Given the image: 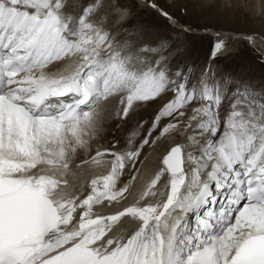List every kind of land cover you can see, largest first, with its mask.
Segmentation results:
<instances>
[{
    "label": "snow or ice",
    "instance_id": "1",
    "mask_svg": "<svg viewBox=\"0 0 264 264\" xmlns=\"http://www.w3.org/2000/svg\"><path fill=\"white\" fill-rule=\"evenodd\" d=\"M66 8L0 0V264H264V88L171 62L167 36L117 41L90 17L127 15L119 4ZM109 104L125 124L151 108L135 125L145 134L93 151ZM167 140L134 194L122 177L135 180L145 147ZM101 165L87 184L65 178Z\"/></svg>",
    "mask_w": 264,
    "mask_h": 264
},
{
    "label": "rangeland",
    "instance_id": "2",
    "mask_svg": "<svg viewBox=\"0 0 264 264\" xmlns=\"http://www.w3.org/2000/svg\"><path fill=\"white\" fill-rule=\"evenodd\" d=\"M93 0H67L66 12L79 16L84 7ZM152 1L153 0H149ZM104 4L115 3L121 8L127 9L126 22L112 31L117 41L151 42V46L157 47V41L161 36L169 37L167 47L163 55L168 56L171 62H179L181 66H190L198 71L204 66L211 65L216 73L231 74L237 81L247 82L257 90L264 88V51L257 50L252 44L244 39L236 37L235 34L255 35L257 39L264 42V0H154L162 9L175 18L178 26L171 24L156 10L147 6L139 0H102ZM142 3V4H141ZM104 11L100 9V13ZM101 21L108 27L112 22L107 21L99 13ZM113 17V15H110ZM93 17V16H92ZM106 20V21H104ZM181 25V27H179ZM183 27L185 28H182ZM187 26V27H186ZM143 29L144 31H141ZM185 29H190L184 31ZM208 29L227 31L224 40L228 52L212 57V49L218 41L214 35L208 33ZM207 30V31H205ZM152 109H138L137 114L127 124L123 123L120 132L110 135L114 140L119 138L123 148L129 147L127 139L132 138L135 143L139 142L140 136L132 137L133 131L140 132L135 127L137 120L141 117L148 119ZM106 114H103V117ZM105 120H101L97 132L99 141L97 145L106 143V132L111 129L105 126ZM125 137L124 140L121 137ZM165 141H161L160 144ZM146 148H149L146 146ZM146 150V149H145Z\"/></svg>",
    "mask_w": 264,
    "mask_h": 264
},
{
    "label": "bare ground",
    "instance_id": "3",
    "mask_svg": "<svg viewBox=\"0 0 264 264\" xmlns=\"http://www.w3.org/2000/svg\"><path fill=\"white\" fill-rule=\"evenodd\" d=\"M108 1H115V0H108ZM139 1L144 2V0H139ZM116 4L117 3H115V5ZM125 16L126 15H124L123 12L118 13V14H114L113 17L111 16V18L109 15L106 18H107V21L112 20V22L109 24V26L111 28H107L108 22L106 24L104 23L103 27L105 29H110V31L112 33V31H114L115 28H117L119 25H122L123 23L126 22V19H124ZM90 19L92 21L96 22L97 24H101V23H99V21H101L102 19H100L99 15H98V17L96 15H94L93 17H90ZM104 21H106V20H104ZM171 24H173V23H171ZM178 24L179 23H175L173 25L178 26ZM179 27H181V25ZM182 28H185V27H183V25H182ZM205 31H207V30H205ZM208 33L211 35H214L215 38L219 40V39L225 38L226 34L229 32L208 29ZM235 35H236V37L240 36L241 38H244V39H246L247 36H251V38H252L251 41H249L248 39H246V40H248L254 48L258 47L257 50L261 49V51H264V42L259 40L260 38L257 39V37H255V35H253V34L252 35L251 34L250 35H247V34H238L237 35V34H235ZM228 51H229L228 48L225 47L220 54H226ZM220 54H218V55H220ZM74 60H75V58H73L72 61H68L67 64H56V66L52 67L51 70L53 72L62 71L65 68L71 66V64L74 63ZM103 114L104 115L106 114V116H104V118H102L101 120H105V118H106L107 122H105V126L111 127V129L109 131H107L105 134L106 135V143H108L110 141H114V140H111L109 138V136L117 134V132H120V128L122 127L124 129V127H123V122H121L120 120H118L116 118L113 105H111V104L107 105L105 107L104 112L102 113V117H103ZM117 125H119V127H117ZM99 133L100 132H97L96 135L94 136V138L90 141L91 149L93 151L97 147H99V145L96 144L99 141V138L97 136ZM124 138L125 137H123V136L121 137L122 140H124ZM170 144H171V140H167L164 143H162V144L159 143L157 146H154L152 148H150V147L146 148L145 147L146 150L144 149L143 155L141 157V160L143 161V163L137 165L138 171L135 172L136 179L132 180L130 173H126L122 177V180L125 183L129 184V187L134 194L141 192L143 190V188L146 187L149 180L154 176V171L160 166L161 154L164 153L165 148L168 147ZM86 152H87V149H78L77 150L76 163H79L80 159L85 157ZM107 167H108L107 165L91 166V167H87V168H75V167H73L72 171L69 172L65 178L68 179L70 184H77V185H79L81 183L87 184L90 182V178H92L93 176L106 174ZM195 220H196L195 215L190 216L188 218V224L191 227H194L195 226ZM127 226L132 227L131 225H127Z\"/></svg>",
    "mask_w": 264,
    "mask_h": 264
}]
</instances>
